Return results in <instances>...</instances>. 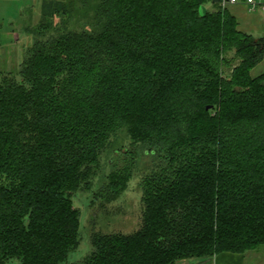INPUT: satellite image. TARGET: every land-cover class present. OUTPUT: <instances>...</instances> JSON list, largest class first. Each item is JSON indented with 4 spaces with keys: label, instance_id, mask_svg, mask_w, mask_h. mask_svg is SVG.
<instances>
[{
    "label": "trees",
    "instance_id": "1",
    "mask_svg": "<svg viewBox=\"0 0 264 264\" xmlns=\"http://www.w3.org/2000/svg\"><path fill=\"white\" fill-rule=\"evenodd\" d=\"M221 2L41 0L17 74L0 70V264L67 262L82 241L71 194L101 175L99 197L117 198L138 147L154 158L140 227L95 234L71 264L264 247V37ZM111 149L125 164L100 173Z\"/></svg>",
    "mask_w": 264,
    "mask_h": 264
},
{
    "label": "rangeland",
    "instance_id": "2",
    "mask_svg": "<svg viewBox=\"0 0 264 264\" xmlns=\"http://www.w3.org/2000/svg\"><path fill=\"white\" fill-rule=\"evenodd\" d=\"M8 2V9L16 18L14 27L20 36V41L14 47L15 53L8 56L7 62L10 65H7L6 61H0V69H10L17 74L25 57L24 50L33 43V35L27 28L33 27L40 20L41 0H9ZM18 48H20L19 57ZM262 72H264V60L252 70V74L256 76ZM115 145L119 149L124 146L135 150V146L131 145L125 133L120 134ZM133 155L137 156L133 175L126 190L117 198L108 201L98 195L101 186L106 182L100 173H109L125 164L123 161L125 157L113 154L112 149L103 155L100 176L94 179L91 189L81 188L71 194L72 202L80 215L82 241L80 247L64 264H71L87 255L92 249L91 238L97 233H132L140 227L143 208L141 181L149 172L154 158L140 147ZM11 264H19V260L13 259Z\"/></svg>",
    "mask_w": 264,
    "mask_h": 264
},
{
    "label": "crops",
    "instance_id": "3",
    "mask_svg": "<svg viewBox=\"0 0 264 264\" xmlns=\"http://www.w3.org/2000/svg\"><path fill=\"white\" fill-rule=\"evenodd\" d=\"M8 1L0 0V61H6L7 65L9 64L8 56L15 53L14 47L20 41V36L14 27L16 18L8 9ZM256 1L259 4L254 8L246 0L231 2L226 8L236 15L239 28L242 31L255 37H264V9L262 8L264 0ZM207 7L214 9L213 4H208ZM17 52L19 57L20 48L17 49ZM176 264H264V247L242 253L224 251L206 258L182 259L178 260Z\"/></svg>",
    "mask_w": 264,
    "mask_h": 264
},
{
    "label": "built area",
    "instance_id": "4",
    "mask_svg": "<svg viewBox=\"0 0 264 264\" xmlns=\"http://www.w3.org/2000/svg\"><path fill=\"white\" fill-rule=\"evenodd\" d=\"M238 1H240V0H222L221 5L223 8H226L229 3H231V2L235 3ZM246 2L249 3L252 8H254L255 6H257L259 4L256 0H246ZM262 8L264 9V4H263Z\"/></svg>",
    "mask_w": 264,
    "mask_h": 264
}]
</instances>
